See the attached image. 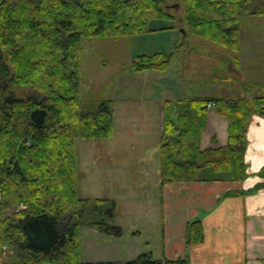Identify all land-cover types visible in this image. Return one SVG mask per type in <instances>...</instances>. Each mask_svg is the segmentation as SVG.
<instances>
[{
	"label": "trees",
	"instance_id": "obj_1",
	"mask_svg": "<svg viewBox=\"0 0 264 264\" xmlns=\"http://www.w3.org/2000/svg\"><path fill=\"white\" fill-rule=\"evenodd\" d=\"M259 1L0 0V264H190L188 257L169 260L152 252L127 262L80 258L82 224L121 232L114 224L113 200L83 198L78 191L76 140L112 136L114 120L112 100L84 102L80 97L82 39L149 31L152 19L178 18L170 10L180 6L179 19L192 34L239 51L240 18L261 13ZM172 55L138 56L132 69L165 70ZM26 86L35 93L19 96L15 88ZM262 87L247 84L243 95ZM243 95L182 99L175 112L165 103L162 184L248 177L247 132L254 115L264 118V94ZM210 106L227 118L228 141L203 149ZM259 174L264 179V168ZM260 188L264 181L249 191ZM233 194L239 191L228 193ZM203 239L202 221L190 222L187 245ZM3 247L8 257L3 258Z\"/></svg>",
	"mask_w": 264,
	"mask_h": 264
},
{
	"label": "rangeland",
	"instance_id": "obj_2",
	"mask_svg": "<svg viewBox=\"0 0 264 264\" xmlns=\"http://www.w3.org/2000/svg\"><path fill=\"white\" fill-rule=\"evenodd\" d=\"M256 8L261 13L240 18L239 51L192 34L179 19L183 8L174 7L170 11L178 18L152 19L149 31L82 39L80 97L84 102L112 100L114 120L112 136L76 140L78 191L83 198L113 200L114 224L121 229L109 234L82 224L83 262H127L148 252L162 257L163 108L168 103L175 112L182 99L233 98L242 96L247 84H264V5ZM158 52L173 54L167 69H132L138 56ZM15 90L19 96L35 93L27 86ZM261 94L264 87L243 96ZM9 253L5 248L3 258Z\"/></svg>",
	"mask_w": 264,
	"mask_h": 264
},
{
	"label": "crops",
	"instance_id": "obj_3",
	"mask_svg": "<svg viewBox=\"0 0 264 264\" xmlns=\"http://www.w3.org/2000/svg\"><path fill=\"white\" fill-rule=\"evenodd\" d=\"M247 136L245 180L161 183L164 220L160 258L188 257L190 264H264V188L249 191L264 181L259 174L264 168L263 117L253 116ZM227 141V118L210 106L202 148L225 146ZM231 191L239 194L228 195ZM195 220L203 223L204 239L189 246L187 225Z\"/></svg>",
	"mask_w": 264,
	"mask_h": 264
},
{
	"label": "flooded vegetation",
	"instance_id": "obj_4",
	"mask_svg": "<svg viewBox=\"0 0 264 264\" xmlns=\"http://www.w3.org/2000/svg\"><path fill=\"white\" fill-rule=\"evenodd\" d=\"M259 4H263L264 5V0L259 1ZM178 8H181V7L178 6Z\"/></svg>",
	"mask_w": 264,
	"mask_h": 264
}]
</instances>
